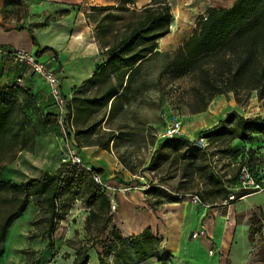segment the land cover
Listing matches in <instances>:
<instances>
[{"label": "rangeland", "instance_id": "rangeland-1", "mask_svg": "<svg viewBox=\"0 0 264 264\" xmlns=\"http://www.w3.org/2000/svg\"><path fill=\"white\" fill-rule=\"evenodd\" d=\"M166 1L172 17L174 13L180 16L172 32L169 28V34L158 40L157 47L159 51L172 52L191 35L197 19L215 5V0ZM92 2L103 5L107 0ZM113 2L105 5L127 9L90 10L87 18L89 39L96 44L97 50L96 22L107 13L123 17L104 22L109 31L102 35L101 41L112 45L122 36L124 27L135 22L131 17L132 10L139 11L146 0H137L134 7L125 0ZM26 11L28 15L29 11ZM99 55L107 58V55ZM162 63L160 58L145 63L134 89L122 100L121 108L112 118L104 116L95 133L87 137H77L75 132L70 136L66 128L51 122L55 112L45 84L33 82L27 88L29 94L17 92L26 144L0 162V180L20 183L38 177L42 172L53 173L68 161L70 151H75L85 165L104 171L109 186L108 197L116 204L112 210V225L120 230L123 238L142 232H123L141 226L140 223L132 226L131 214L136 212L137 219L148 216L152 219L153 224L147 227L152 235L162 238L160 250L170 255L163 263L152 258L153 264H264V223L260 222L259 216L250 221L239 220L237 212L232 221L228 213L230 205L226 200L212 196L213 188L204 178L210 171L220 175L225 184L231 185L228 199L240 190L264 192L263 136L253 135L248 141L231 143L228 139L213 142L207 136L218 120L229 112L243 117L264 116V100H258L255 93H250L237 103L232 93H228L214 97L203 112L192 114L180 91L185 88V83L180 84V88L166 79L158 82ZM10 73V67L0 60L2 83ZM75 91L63 93L72 98ZM94 94L95 88H88L84 93L90 97ZM101 115L93 116L90 122L99 120ZM172 121L181 123L182 134L165 139L162 133ZM110 133L115 139L105 150L97 143H105ZM226 145L229 150L223 152ZM237 151L240 152L235 155ZM196 153H204V163ZM95 158L98 160L93 161ZM199 166L200 169L206 166L205 171H200ZM201 196L204 203L199 201ZM176 199L180 202H172ZM249 202L254 204L255 200ZM235 206L247 207L243 202ZM58 210L64 219L58 222L53 244L49 246L40 238L30 240V222L39 216V208L30 202L0 243V264H72L75 252L85 245L90 248L87 264H98V253L106 261H114L110 236L106 234L99 239L97 226L88 221L89 209L76 196L69 192L61 194ZM202 229L205 235L210 230L215 234L223 229L224 235L230 238L226 244L207 235L193 238V233Z\"/></svg>", "mask_w": 264, "mask_h": 264}, {"label": "trees", "instance_id": "trees-1", "mask_svg": "<svg viewBox=\"0 0 264 264\" xmlns=\"http://www.w3.org/2000/svg\"><path fill=\"white\" fill-rule=\"evenodd\" d=\"M113 9L127 8L99 6L92 10ZM131 17L135 22L126 25L122 36L112 45L101 41L102 35L109 31L104 22L123 17L107 13L96 22L98 50L107 58L78 90H73L76 91L70 104L74 110L73 125L77 137L94 134L104 116L112 118L121 108L122 100L134 89L144 64L157 58L163 60L158 82L166 79L178 87L185 83V88L180 91L192 114L203 112L214 97L228 93H232L237 103L250 93H255L258 100H264V0H234L229 7H211L205 17L197 19L191 35L172 52L159 51L157 47L158 40L169 34L172 20L166 0H151L139 11L133 9ZM31 40L38 47L32 35ZM50 51L44 48L35 54L40 56ZM12 69L18 72L17 68ZM88 88H95L91 97L84 95ZM19 91L30 93L25 86L0 82V162L26 144L25 124L20 117L22 106L16 95ZM99 113L101 118L91 123V118ZM51 122H56L55 116ZM253 135L264 137V116L243 117L232 111L219 119L207 136L213 142L228 139L231 143L248 141ZM114 139L110 133L105 143L97 145L108 150ZM226 150H229L228 145L223 152ZM196 154L204 163V153ZM205 169L203 166L200 171ZM93 175L103 176L104 171L99 168L86 171L82 166L64 162L53 173L42 172L38 177L20 183L0 180V243L4 242L13 222L32 202L39 208V216L30 222V240L40 238L51 246L58 222L64 219L58 210V199L69 192L89 209L88 221L97 226L99 239L106 234L111 238L114 261L108 262L98 253V264H141L152 258L163 263L169 259V253L160 250L162 238L152 235L148 227L138 235L122 237L119 229L112 225L110 199L94 183ZM204 178L213 188L214 198L228 200L231 185L225 184L222 177L212 171L204 174ZM256 191L240 190L236 196L231 194L234 198L228 204ZM199 201L205 202L202 196ZM89 249L87 245L78 249L72 264H87Z\"/></svg>", "mask_w": 264, "mask_h": 264}, {"label": "crops", "instance_id": "crops-1", "mask_svg": "<svg viewBox=\"0 0 264 264\" xmlns=\"http://www.w3.org/2000/svg\"><path fill=\"white\" fill-rule=\"evenodd\" d=\"M92 1L0 0V46L7 50H25L32 53L37 50L41 52L44 48L51 49L47 53L56 52L57 67L64 76L62 91L67 90L68 93H71L92 75L97 65L106 60L105 57H100L96 44L92 39H89L87 18L91 14L90 10L94 7L114 4V0H107L103 5H98ZM150 1L146 0L143 5L145 6ZM233 1L215 0L213 7H229ZM133 4H137V0H129L131 7H134ZM26 9L29 11L28 15ZM44 18H47V21H44ZM31 35L36 39L38 47L33 45ZM47 53L40 56L42 57ZM1 61L11 69L10 76L6 77L3 82L6 84L16 75V71L6 61ZM0 82L2 83L1 76ZM33 82L35 85L42 83L33 77L26 81L25 88H28ZM95 160L97 159L95 158L93 161ZM250 200H255L254 204H248ZM240 202L246 204L247 207L236 208L235 205ZM235 212H237L239 220L250 221L255 216H259L260 222L264 223V192L249 194L231 204L228 213L232 221L235 220ZM130 217L132 226H136L138 223L141 226L135 230L123 231L126 234L141 232L153 224L149 216L147 219H137L136 212ZM229 226L231 227V223ZM223 231L221 229L217 231L218 234H214L210 230L206 235L208 238L213 237L214 240H218L220 244H226L230 236H225ZM147 262L153 264L152 259L144 263Z\"/></svg>", "mask_w": 264, "mask_h": 264}, {"label": "built area", "instance_id": "built-area-1", "mask_svg": "<svg viewBox=\"0 0 264 264\" xmlns=\"http://www.w3.org/2000/svg\"><path fill=\"white\" fill-rule=\"evenodd\" d=\"M205 17V15L203 16ZM0 60L6 61L11 67L17 68L18 72L9 84L24 86L26 81L31 78H36L38 81L45 84L47 87V95L50 105L54 110L57 124L66 128L68 134L73 136L75 129L73 125L74 110L70 104V96L68 97L62 91L63 74L57 67V61L52 53H47L44 56H37L35 53L25 50H7L0 46ZM8 83V82H7ZM182 134L181 123L172 121V123L164 129L162 137L165 139H173ZM67 162L82 166L86 171H90L91 167L84 164L81 158L75 151H70V156ZM92 179L99 189L107 196L109 186L106 183L104 176L93 175ZM259 185L256 186L258 188ZM233 196L226 200V204L233 200ZM197 201V198H194ZM116 204L110 201V211L114 210ZM205 235V230L202 229L193 233V238H200Z\"/></svg>", "mask_w": 264, "mask_h": 264}, {"label": "bare ground", "instance_id": "bare-ground-1", "mask_svg": "<svg viewBox=\"0 0 264 264\" xmlns=\"http://www.w3.org/2000/svg\"><path fill=\"white\" fill-rule=\"evenodd\" d=\"M180 16V15H179ZM179 16H177V14L176 13H174L173 14V17H172V20H171V23H170V28H171V32H172V30L174 29V24L177 22V20H179ZM164 38V37H163ZM162 39V38H161ZM161 39H159V40H161ZM98 160V159H97Z\"/></svg>", "mask_w": 264, "mask_h": 264}]
</instances>
